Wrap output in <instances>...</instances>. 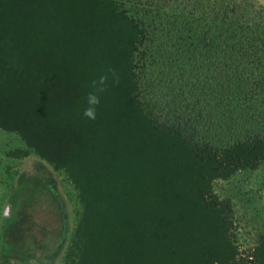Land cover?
<instances>
[{
  "label": "trees",
  "instance_id": "trees-1",
  "mask_svg": "<svg viewBox=\"0 0 264 264\" xmlns=\"http://www.w3.org/2000/svg\"><path fill=\"white\" fill-rule=\"evenodd\" d=\"M50 2L35 3L40 17L29 1L0 10V125L49 145L74 136L87 264H264V240L239 255L230 202L211 187L264 162V7ZM109 69L119 83L109 74L89 120L91 81Z\"/></svg>",
  "mask_w": 264,
  "mask_h": 264
},
{
  "label": "rangeland",
  "instance_id": "rangeland-1",
  "mask_svg": "<svg viewBox=\"0 0 264 264\" xmlns=\"http://www.w3.org/2000/svg\"><path fill=\"white\" fill-rule=\"evenodd\" d=\"M27 1L31 17H40L35 3L51 5L50 0H6L0 10L19 13ZM252 1L264 7V0ZM72 137L58 134L49 145L27 139L18 127L0 125V264H87L97 259L87 250L85 200L76 184L87 177L75 174L84 161ZM45 151L53 153L47 157ZM211 187L230 202L232 239L245 257L264 240V162L217 178ZM86 195L88 202L100 196L94 191Z\"/></svg>",
  "mask_w": 264,
  "mask_h": 264
},
{
  "label": "clouds",
  "instance_id": "clouds-1",
  "mask_svg": "<svg viewBox=\"0 0 264 264\" xmlns=\"http://www.w3.org/2000/svg\"><path fill=\"white\" fill-rule=\"evenodd\" d=\"M109 74L114 83H119V75L112 69L108 70V74L101 75L98 79L91 81L93 91L88 93L86 100L88 106L83 111V116L89 120L97 118V106L100 104V94L106 91Z\"/></svg>",
  "mask_w": 264,
  "mask_h": 264
}]
</instances>
